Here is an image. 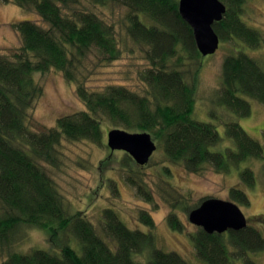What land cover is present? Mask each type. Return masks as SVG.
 Returning <instances> with one entry per match:
<instances>
[{"label":"trees","instance_id":"obj_1","mask_svg":"<svg viewBox=\"0 0 264 264\" xmlns=\"http://www.w3.org/2000/svg\"><path fill=\"white\" fill-rule=\"evenodd\" d=\"M8 1L36 11L44 23L15 21L22 45L11 54L0 53V246L18 241L25 227H37L48 232L53 247L27 252L11 248L3 264H191L179 252L158 246L148 212L140 219L148 227L145 231L130 228L107 207L101 233L85 215L69 214L47 169L60 166L63 140L101 142L105 119L131 132H150L170 162L191 172L210 167L228 173L245 161L264 158L263 144L239 121H223V135L215 122L194 117L200 59L207 56L199 51L193 28L180 14L179 0H85L127 8L126 32L143 47L149 63L139 72L143 92L119 84L89 88L84 79L89 64L118 60L123 49L114 23L89 9L84 0ZM222 1L227 11L214 28L222 44L233 41L238 46L224 58L214 101L240 117L248 116L251 99L264 103V63L250 53L263 39L243 17L245 0ZM49 70H59L75 83L87 108L37 130L30 124L31 111L43 86L35 75ZM225 137L232 143L228 147H223ZM125 157L129 165L144 167L127 152ZM256 177L253 168L240 169V180L247 186H253ZM129 180L143 189L138 180ZM230 197L250 204L242 186L233 187ZM168 219L172 228L182 230L176 210ZM192 238L204 264H259L253 255L264 249L263 230L250 221L242 229L223 233L199 227ZM140 255L147 258L141 260Z\"/></svg>","mask_w":264,"mask_h":264},{"label":"rangeland","instance_id":"obj_2","mask_svg":"<svg viewBox=\"0 0 264 264\" xmlns=\"http://www.w3.org/2000/svg\"><path fill=\"white\" fill-rule=\"evenodd\" d=\"M84 4L114 23L123 49L118 60L97 66L89 64L90 68L84 71V79L89 88L103 89L111 84H119L143 92L144 83L139 72L149 63L145 59L143 47L132 41L126 32L127 8L113 4L99 5L85 0ZM243 17L261 34L262 42L258 47L251 48L250 53L264 63V0H245ZM23 19L43 22L36 11L27 10L12 1L0 0V53L11 54L20 48L21 36L13 23ZM234 46L238 45L227 41L221 43L215 54L201 57L194 117L201 121L215 122L223 135V121L237 120L251 137L264 146V103L251 99L252 113L240 117L214 101L221 87L224 58ZM193 68H196V64ZM35 77L43 86V92L31 111L30 124L35 129L53 127L59 117L87 108L77 95L75 83L69 82L61 71L38 72ZM102 125L104 134L101 142L65 139L59 146L60 166H47L64 197L69 214L79 212L85 215L101 233L102 211L107 207L113 208L130 228L145 231L148 227L140 219L142 213L148 212L155 222L154 233L159 247L179 252L191 264H204L197 255L192 238L200 226L190 221L188 209L191 210L210 197L230 200V190L242 186L246 188L250 204L239 205L250 223L260 226L264 233L263 157L245 161L239 169L235 168L228 173L210 167L201 172H191L180 164L170 162L158 147L146 166L140 167L135 162L129 165L125 160V151H113L108 145V132L122 127L108 119ZM225 138L222 141L223 147H228L232 143ZM245 167L255 171L257 180L253 186H247L240 180V169ZM130 177L141 182L143 189L132 184ZM2 207L0 200V212ZM174 210L182 220V230L172 228L169 223V215ZM17 238L18 241L10 246H0V264H3L11 248L27 252L32 248L53 247L48 232L37 227H25ZM144 256L138 257L142 260L147 258ZM253 256L259 264H264V249Z\"/></svg>","mask_w":264,"mask_h":264},{"label":"water","instance_id":"obj_3","mask_svg":"<svg viewBox=\"0 0 264 264\" xmlns=\"http://www.w3.org/2000/svg\"><path fill=\"white\" fill-rule=\"evenodd\" d=\"M179 11L193 28L201 54H215L220 48L221 38L214 24L224 18L227 5L222 0H179ZM108 145L113 151H126L141 166L150 162L158 148L150 132H131L123 128H113L108 132ZM189 219L209 233L239 230L249 225L238 203L216 197L203 200L189 213Z\"/></svg>","mask_w":264,"mask_h":264},{"label":"bare ground","instance_id":"obj_4","mask_svg":"<svg viewBox=\"0 0 264 264\" xmlns=\"http://www.w3.org/2000/svg\"><path fill=\"white\" fill-rule=\"evenodd\" d=\"M209 56V55H208ZM158 149V148H157ZM115 151V150H114ZM126 152V151H125ZM145 166V165H144Z\"/></svg>","mask_w":264,"mask_h":264}]
</instances>
